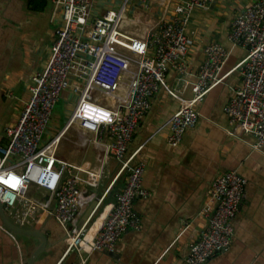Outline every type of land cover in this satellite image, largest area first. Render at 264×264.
<instances>
[{
	"label": "crops",
	"instance_id": "1",
	"mask_svg": "<svg viewBox=\"0 0 264 264\" xmlns=\"http://www.w3.org/2000/svg\"><path fill=\"white\" fill-rule=\"evenodd\" d=\"M29 1L0 0V146L8 142L5 131L17 121L29 97L32 77L49 58L53 32L60 20L61 14L53 11L51 0H43L42 11L33 10ZM121 1L96 0L90 17L118 8ZM182 1L147 0L144 5L142 0H133L126 12L132 20L127 29L141 32L153 26L173 14ZM251 1L217 0L211 9L193 12L186 78L195 80L204 60L203 46L208 42H218L230 50L224 73L244 58L246 50L232 47L228 35L235 13ZM166 82L183 97L191 96L189 85L185 86L173 69L167 70ZM240 83V69L236 68L197 102L196 126L186 130L176 147L167 141V122L179 109L180 101L163 87L151 98L127 147V156L134 155L133 162L145 163L143 186L148 194L134 202L140 227L125 231L113 251L68 250L66 229L51 214L55 199L45 189L32 185L11 209L0 214V264H187L184 258L188 246L206 224L201 208L212 180L228 171H236L247 180L241 210L233 218L230 248L214 254L205 264H264V144L254 149V137L231 124L224 112ZM76 102V93L66 88L54 106L58 109L53 108L42 142L64 128ZM110 140L105 130L97 136L74 123L58 146L62 160L101 173L97 187H92L84 182L83 172L70 169L81 178L79 186L92 199L67 228H83L90 238L98 232L123 183L120 163L106 153ZM27 199L48 202L47 210L28 212ZM93 205L95 211L91 213ZM4 219L21 229L11 231Z\"/></svg>",
	"mask_w": 264,
	"mask_h": 264
},
{
	"label": "built area",
	"instance_id": "2",
	"mask_svg": "<svg viewBox=\"0 0 264 264\" xmlns=\"http://www.w3.org/2000/svg\"><path fill=\"white\" fill-rule=\"evenodd\" d=\"M60 20L53 32L50 55L42 70L32 77L29 97L23 103L17 121L5 131L8 142L0 146V203L11 209L30 186L43 188L55 199L51 214L66 229L67 249L85 253L113 251L127 230L140 227L134 202L145 197V163L127 156L138 123L160 88L180 101L179 109L167 122V141L176 147L186 130L196 126V103L216 85L239 68L241 83L224 106L231 124L254 137L252 147L264 144V0H252L235 13L228 39L232 47H243L244 58L227 73L224 66L230 50L218 42L203 46L204 60L192 82L186 76L190 38L187 25L196 10H209L217 0H183L173 14L161 18L141 32L127 29V9L133 0H122L116 9H107L93 19L91 8L96 0H51ZM144 5L147 0H142ZM132 21V20H131ZM168 69H173L191 96L169 88ZM71 89L77 102L65 126L51 139L42 135L51 120L53 108L62 92ZM74 123L99 136L107 131L111 140L107 154L120 163L123 183L112 208L94 237L83 228H67L91 201L80 186L84 182L97 187L100 171L89 170L58 157L59 142ZM65 174H68L64 176ZM247 180L236 171L218 174L211 183L201 213L205 226L188 246L187 264H205L214 254L226 251L232 243L233 218L240 212ZM48 202L27 199L28 212L47 210ZM84 264V261H83Z\"/></svg>",
	"mask_w": 264,
	"mask_h": 264
},
{
	"label": "trees",
	"instance_id": "3",
	"mask_svg": "<svg viewBox=\"0 0 264 264\" xmlns=\"http://www.w3.org/2000/svg\"><path fill=\"white\" fill-rule=\"evenodd\" d=\"M44 2L43 0H30L29 5L35 11H42L44 9Z\"/></svg>",
	"mask_w": 264,
	"mask_h": 264
},
{
	"label": "water",
	"instance_id": "4",
	"mask_svg": "<svg viewBox=\"0 0 264 264\" xmlns=\"http://www.w3.org/2000/svg\"><path fill=\"white\" fill-rule=\"evenodd\" d=\"M94 208L95 207L93 205V207H92L93 210H91V213H93V211H95ZM2 210H3V206L0 203V214L3 216V211ZM94 213H96V212H94ZM4 224H5V226H7V228H9L11 231H14V232H16V229H21V228H18L17 226H15V225L11 224L7 219H4Z\"/></svg>",
	"mask_w": 264,
	"mask_h": 264
},
{
	"label": "rangeland",
	"instance_id": "5",
	"mask_svg": "<svg viewBox=\"0 0 264 264\" xmlns=\"http://www.w3.org/2000/svg\"><path fill=\"white\" fill-rule=\"evenodd\" d=\"M189 30H190V25L188 24V25H187L186 35H187V37H190V38H191V35H190V33H189ZM54 109H55V111H56V110L58 109L57 106H56Z\"/></svg>",
	"mask_w": 264,
	"mask_h": 264
}]
</instances>
